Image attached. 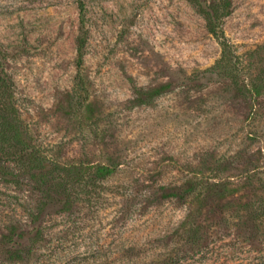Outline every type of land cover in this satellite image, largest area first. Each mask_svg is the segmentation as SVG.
<instances>
[{"label": "rangeland", "instance_id": "374dc122", "mask_svg": "<svg viewBox=\"0 0 264 264\" xmlns=\"http://www.w3.org/2000/svg\"><path fill=\"white\" fill-rule=\"evenodd\" d=\"M82 1L83 88L70 116L59 106L78 75V0H0V63L36 143L62 162L117 167L94 208L48 211L44 239L25 264H111L110 257L131 247L151 246L161 255L162 245H174L170 236L182 233L190 206L160 204L154 190L196 173L212 178V169L227 190L193 207L208 229L210 251L186 262L219 259L224 244L243 239L236 226L248 229L240 218L246 205L263 196L254 173L264 171V0H232L224 20L239 60L255 64L239 68L241 81L261 77L256 101L204 73L221 49L189 0ZM166 84L151 104L134 103L136 89ZM38 198L30 186L0 183V237L14 218L29 223L26 213ZM257 241L264 247L263 237ZM0 264L13 263L0 258Z\"/></svg>", "mask_w": 264, "mask_h": 264}, {"label": "trees", "instance_id": "16d2710c", "mask_svg": "<svg viewBox=\"0 0 264 264\" xmlns=\"http://www.w3.org/2000/svg\"><path fill=\"white\" fill-rule=\"evenodd\" d=\"M189 2L204 18L208 32L221 49L220 58L204 73L222 76L244 96L256 101L263 90L259 83L262 82L261 77L258 74L252 77L255 78L252 81L248 80L247 83L241 81L242 70L239 68L241 66L254 68L255 64L239 60L236 46L231 43L224 31V20L232 14V0H216L212 3L203 0H189ZM78 8L80 12L76 58L78 75L73 91L68 95L67 104L59 106L60 112L70 116L78 109L74 100L83 88L81 73L87 41L83 17L85 5L82 0H78ZM259 48L251 53L256 55ZM170 86V84L162 85L147 93L136 89L134 103L149 105L163 95ZM211 172L215 174L212 178L196 173L193 178L182 184L161 186L154 190V196L160 204L190 206V211L181 223L182 233L180 235L175 233L169 238L171 244L174 242L173 247L168 244L162 245L161 255H157L151 246L148 250L131 247L120 251V255L114 259L110 257L111 264H187V259L192 256L204 257V254H209L208 229L200 222L199 215L195 216L193 207L197 203L213 200L216 193L226 192V184L217 178L219 177L217 171L212 169ZM116 173L117 167L113 163L62 162L40 147L21 116L13 82L0 63V183L16 189L30 186L39 193L34 209H29L26 213L29 223L14 218L10 221L6 233L1 235L0 258L13 264H25L32 257L36 244L44 239L47 228L44 222L48 211L60 206L63 212L70 213L78 204L94 208L99 202L98 190L102 188V183L113 178ZM254 176L257 177L256 184L259 185L263 196L258 201L248 203L245 213L240 215V218L245 219L242 225L248 227V229H238V225L236 226L239 232L238 238L242 236L243 239L237 245L224 244L221 247V257L206 264H264V247L258 244L260 241H257L259 237L264 238V171H256ZM22 208L27 212V209L23 206ZM175 237L179 240L175 241ZM215 249L212 248V251L214 252Z\"/></svg>", "mask_w": 264, "mask_h": 264}]
</instances>
